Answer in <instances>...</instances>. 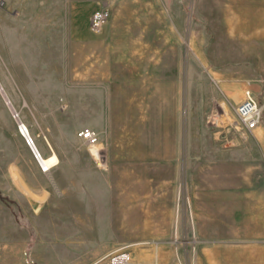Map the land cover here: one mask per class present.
Returning <instances> with one entry per match:
<instances>
[{
  "label": "rangeland",
  "instance_id": "374dc122",
  "mask_svg": "<svg viewBox=\"0 0 264 264\" xmlns=\"http://www.w3.org/2000/svg\"><path fill=\"white\" fill-rule=\"evenodd\" d=\"M0 86V264H207L263 235L264 111L239 139L235 107L264 102V0H0Z\"/></svg>",
  "mask_w": 264,
  "mask_h": 264
},
{
  "label": "built area",
  "instance_id": "2783aa9c",
  "mask_svg": "<svg viewBox=\"0 0 264 264\" xmlns=\"http://www.w3.org/2000/svg\"><path fill=\"white\" fill-rule=\"evenodd\" d=\"M110 16V11L107 7H102L95 10L90 19V27L93 31L99 32L103 28L105 22ZM264 111V102H261L256 97L252 89L246 88L243 91L242 100L235 107V113L241 123V133L236 135L239 139H243L246 134L245 131H254L258 128L262 122ZM208 121L212 126H226L227 120L225 119L223 113L217 111H212L209 116ZM23 133L26 142L32 147V150L39 160L40 153L35 147L34 141L28 131L25 132L20 129ZM78 135L82 138L88 146L89 151L98 161L103 160V149L100 146V140L97 132L89 127L83 128L79 131ZM232 138L231 141L237 139ZM228 142L230 141L227 137ZM41 166L44 168L42 162ZM109 264H146L142 261L136 260L132 253L127 249H117L113 251L109 258Z\"/></svg>",
  "mask_w": 264,
  "mask_h": 264
},
{
  "label": "crops",
  "instance_id": "0c3cea01",
  "mask_svg": "<svg viewBox=\"0 0 264 264\" xmlns=\"http://www.w3.org/2000/svg\"><path fill=\"white\" fill-rule=\"evenodd\" d=\"M205 251L207 264H264V233L253 242L226 245L223 253L222 247L217 245L209 246Z\"/></svg>",
  "mask_w": 264,
  "mask_h": 264
},
{
  "label": "bare ground",
  "instance_id": "6f19581e",
  "mask_svg": "<svg viewBox=\"0 0 264 264\" xmlns=\"http://www.w3.org/2000/svg\"><path fill=\"white\" fill-rule=\"evenodd\" d=\"M0 89H2V88H0ZM2 92H3L4 96H5V98L7 99V96L5 95V93H4L3 90H2ZM7 102L9 104L10 108L13 109L12 106H11V104L9 103L8 99H7ZM23 126L25 127V130H24V132H25L27 130V127H26L25 124H23ZM39 161L42 162V164L45 166L46 170H50L53 166H55L56 164H59V158H58V156H57V154L55 152L53 154L47 156V157L42 156L40 154Z\"/></svg>",
  "mask_w": 264,
  "mask_h": 264
},
{
  "label": "water",
  "instance_id": "95a60500",
  "mask_svg": "<svg viewBox=\"0 0 264 264\" xmlns=\"http://www.w3.org/2000/svg\"><path fill=\"white\" fill-rule=\"evenodd\" d=\"M19 127H20V129H22L23 131L25 130V127L23 126L22 123L19 124Z\"/></svg>",
  "mask_w": 264,
  "mask_h": 264
}]
</instances>
